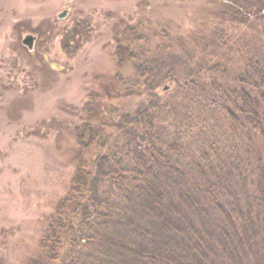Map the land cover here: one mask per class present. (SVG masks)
I'll use <instances>...</instances> for the list:
<instances>
[{
    "label": "rangeland",
    "instance_id": "374dc122",
    "mask_svg": "<svg viewBox=\"0 0 264 264\" xmlns=\"http://www.w3.org/2000/svg\"><path fill=\"white\" fill-rule=\"evenodd\" d=\"M242 2L252 14L237 24L213 0H0V264H56L40 239L70 187L76 128L92 140L86 103L104 116L152 104L163 139L232 140L214 90L264 61L258 1ZM147 78L155 97L140 95Z\"/></svg>",
    "mask_w": 264,
    "mask_h": 264
},
{
    "label": "trees",
    "instance_id": "16d2710c",
    "mask_svg": "<svg viewBox=\"0 0 264 264\" xmlns=\"http://www.w3.org/2000/svg\"><path fill=\"white\" fill-rule=\"evenodd\" d=\"M257 1L261 19L264 0ZM213 4L237 24L251 18L242 0ZM255 65L245 64L219 95L214 90L229 143L163 139L152 104L104 116L98 103H86L83 125L93 137L85 145L76 128L80 151L67 193L47 216L43 257L56 264H264V61ZM149 79L140 95L155 97L158 85Z\"/></svg>",
    "mask_w": 264,
    "mask_h": 264
},
{
    "label": "water",
    "instance_id": "95a60500",
    "mask_svg": "<svg viewBox=\"0 0 264 264\" xmlns=\"http://www.w3.org/2000/svg\"><path fill=\"white\" fill-rule=\"evenodd\" d=\"M67 13H68L67 10H62L61 12H59V13L57 14V16H58L59 19H63V18H65V17L67 16ZM34 40H35L34 35H32V34H27V35H25V37L23 38V40H22V44H23L24 46H26L29 50H32L33 47H34ZM162 89H163L164 91H166V90L168 89V86H164Z\"/></svg>",
    "mask_w": 264,
    "mask_h": 264
}]
</instances>
